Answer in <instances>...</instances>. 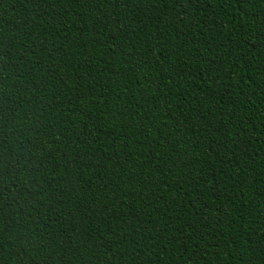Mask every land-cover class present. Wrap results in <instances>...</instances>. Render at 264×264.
<instances>
[{
  "label": "trees",
  "instance_id": "trees-1",
  "mask_svg": "<svg viewBox=\"0 0 264 264\" xmlns=\"http://www.w3.org/2000/svg\"><path fill=\"white\" fill-rule=\"evenodd\" d=\"M0 264H264V0H0Z\"/></svg>",
  "mask_w": 264,
  "mask_h": 264
}]
</instances>
